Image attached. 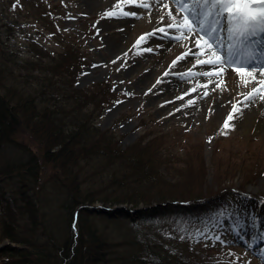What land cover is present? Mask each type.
Masks as SVG:
<instances>
[{
    "label": "trees",
    "instance_id": "obj_1",
    "mask_svg": "<svg viewBox=\"0 0 264 264\" xmlns=\"http://www.w3.org/2000/svg\"><path fill=\"white\" fill-rule=\"evenodd\" d=\"M76 62L72 49L39 46L16 61L0 45V148H19L23 131L37 144L0 165V179L15 184L0 196V238L13 242L6 263L216 264L233 224L264 232V198L185 187L160 170L148 142L121 147L101 129L86 110L100 99L74 86ZM237 196L241 215L228 208Z\"/></svg>",
    "mask_w": 264,
    "mask_h": 264
},
{
    "label": "rangeland",
    "instance_id": "obj_2",
    "mask_svg": "<svg viewBox=\"0 0 264 264\" xmlns=\"http://www.w3.org/2000/svg\"><path fill=\"white\" fill-rule=\"evenodd\" d=\"M147 3L145 8L126 0H0V45L16 61L31 56L37 46L49 55L72 49L77 61L74 86L91 89L90 97L101 100L87 104V113L101 129H110L121 147L148 142V152L156 151L157 165L169 170L172 180L191 188L202 184L205 195L233 185L264 192V91L247 98L264 76L246 86L234 68L203 75L206 65L196 63L197 45L206 39L201 26L180 35L167 27L173 16L183 15L174 0ZM122 10L139 15H107ZM203 27L222 56L235 57L229 32L222 36L217 25ZM181 53L186 58L176 61ZM248 63L258 74L264 58ZM234 105L238 112L229 123L235 126L226 127ZM19 136V148L14 143L0 148V165L8 158H26L25 146L36 149L30 134ZM13 182L12 176L0 179V196L11 197ZM238 205L235 201L230 207ZM18 223L24 225L22 215ZM257 233L243 232L245 248L220 249L216 264H264V233ZM8 244L13 242L0 238V264H8L2 253Z\"/></svg>",
    "mask_w": 264,
    "mask_h": 264
},
{
    "label": "snow or ice",
    "instance_id": "obj_3",
    "mask_svg": "<svg viewBox=\"0 0 264 264\" xmlns=\"http://www.w3.org/2000/svg\"><path fill=\"white\" fill-rule=\"evenodd\" d=\"M128 4H141L147 8L150 5L147 0H126ZM174 3L183 15L180 17L173 16V23L167 25L168 28L176 29V31L183 35L185 32L191 34L197 27L196 23L192 20V16L196 15L201 20L200 33L203 34L206 39L203 44H198L199 53H197V64L209 65V67L203 75L212 76L220 75L226 68H234L236 73L240 74V82L243 85H250L251 81H256L258 76H264V65H261L258 74H253L256 70L248 63L249 59L254 56V52L250 48L243 49V55L237 59L229 56L225 58L215 47L213 36L208 35L203 27V22L211 19L213 15L215 17L224 19L226 21V29L231 34L232 38L239 37L240 43L244 44V38L256 35L258 32H264V0H174ZM172 13L169 12V15ZM107 15H127L137 16L136 11H109ZM163 19V17H161ZM209 28L212 25H208ZM219 27V25H217ZM161 31H164L161 28ZM213 32L215 29L213 28ZM147 37L149 34H143ZM200 37L197 36L199 41ZM205 48L209 49L208 52ZM200 54H204L205 58L200 59ZM186 58L184 53L176 57V61ZM176 61H173L175 63ZM219 66V67H217ZM211 83V81H209ZM258 91H264V78H261L259 83L251 87V91L247 94V98L252 97ZM264 99V96L260 97ZM192 103V101H189ZM238 112V108L234 105L228 118L224 123L226 127H234V124H230V120H234V114Z\"/></svg>",
    "mask_w": 264,
    "mask_h": 264
},
{
    "label": "bare ground",
    "instance_id": "obj_4",
    "mask_svg": "<svg viewBox=\"0 0 264 264\" xmlns=\"http://www.w3.org/2000/svg\"><path fill=\"white\" fill-rule=\"evenodd\" d=\"M195 16L196 15H193L192 16V20L193 19L196 20V21L200 20L199 18H197V16L196 17ZM200 21H198V22H200ZM205 22H207L208 25L210 24L212 26L213 25H219V27H217V29H219L220 32H223V36H226L227 35L228 31H227V29L225 27L226 21L224 19L215 17L213 15V17L211 18V20L208 19ZM236 40H237V45L233 49V51L231 52V54L243 55V49L250 48L254 52V56L253 57H262L261 53H263V55H264V32H258L256 35H251V36L245 37L244 38V44H241L240 43V38L239 37H236ZM236 40L233 38V45L231 43L232 46L230 45V50L234 47V43H235ZM260 43H261V45H260ZM255 46H256V48L259 47V49H261L262 52L261 53H258L260 55L256 54L255 49H254ZM209 67H211V66L206 65V66H204V69L207 70ZM217 67H219V66H217ZM248 226H252V224H248Z\"/></svg>",
    "mask_w": 264,
    "mask_h": 264
}]
</instances>
